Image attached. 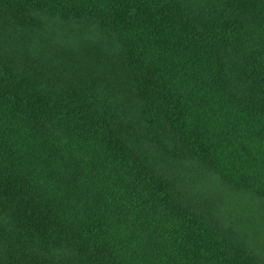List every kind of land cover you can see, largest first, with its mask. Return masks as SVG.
<instances>
[{"label":"trees","instance_id":"1","mask_svg":"<svg viewBox=\"0 0 264 264\" xmlns=\"http://www.w3.org/2000/svg\"><path fill=\"white\" fill-rule=\"evenodd\" d=\"M259 223L264 0H0V264H264Z\"/></svg>","mask_w":264,"mask_h":264},{"label":"rangeland","instance_id":"2","mask_svg":"<svg viewBox=\"0 0 264 264\" xmlns=\"http://www.w3.org/2000/svg\"><path fill=\"white\" fill-rule=\"evenodd\" d=\"M258 231H260L261 233H263V231H264V223H259Z\"/></svg>","mask_w":264,"mask_h":264}]
</instances>
